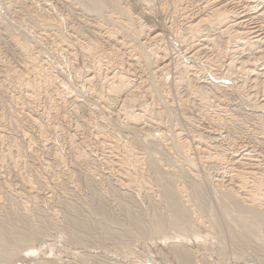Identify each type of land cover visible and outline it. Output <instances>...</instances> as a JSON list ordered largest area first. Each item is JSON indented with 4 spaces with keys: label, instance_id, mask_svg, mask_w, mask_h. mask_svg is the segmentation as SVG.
Returning <instances> with one entry per match:
<instances>
[{
    "label": "rangeland",
    "instance_id": "1",
    "mask_svg": "<svg viewBox=\"0 0 264 264\" xmlns=\"http://www.w3.org/2000/svg\"><path fill=\"white\" fill-rule=\"evenodd\" d=\"M181 1L0 0V264H264V223L216 185L225 165L193 144L230 159L233 141L261 142L264 109L249 95L263 79L240 69L260 47L210 26L203 1ZM144 29L162 36L145 44ZM26 51L53 74L36 102L16 76Z\"/></svg>",
    "mask_w": 264,
    "mask_h": 264
},
{
    "label": "bare ground",
    "instance_id": "2",
    "mask_svg": "<svg viewBox=\"0 0 264 264\" xmlns=\"http://www.w3.org/2000/svg\"><path fill=\"white\" fill-rule=\"evenodd\" d=\"M182 1H184V0H182ZM201 1H203V2H201ZM200 2L203 3V6L202 7L200 6V10H201L200 12L206 13L205 14L206 20L205 19L204 20L205 21H208V22H210L211 20H213L210 26H213L212 25L213 22L216 23V21H218V23H222L223 22L222 24L226 28V31L227 30L228 31L230 30V31L234 32L235 33V36L238 37V38H249L250 37L251 40H253V41H250V44L252 46L258 45L260 47L259 52L256 53V56L254 58H250L247 62H242L241 64L240 63L239 64L241 65L240 69L242 70V72L244 71L245 74L247 75V77H250V79L252 80V82L255 83V85L257 83V80H259L260 78L263 79V83H262L263 84V87L261 89L262 91L260 89H254L255 91L254 90L251 91V95H249V96H252L250 98H253L252 99L254 101L252 103L253 106L256 109H258V110H263L264 109V0H200ZM196 3H197V1H196ZM189 4H192V3H189ZM193 4H194V2H193ZM175 6H177V5H175ZM192 7H194V6H192ZM181 8L182 7H180V9ZM194 9H195V7H194ZM185 10H187V9H185ZM188 11H190V10H188ZM182 13L184 14V12H182ZM182 13H180V14H182ZM44 15L45 14H42V16H44ZM45 17H47V16H45ZM183 19H185V18L183 17ZM186 20H187V17H186ZM203 21L198 22V23H195V24H192L191 23L190 26H189V28H193L192 30H196V29L199 30V28H201L200 25L202 24ZM205 21H204V23H205ZM208 24H210V23H208ZM214 26H215V24H214ZM219 30H220V28H219ZM145 31H147V30L144 29V30L141 31V34L144 33L141 36L143 38H145V40H144L145 41V44L150 43V42H153V41L159 39L162 36L160 33H156V32H148V33H145ZM103 35L104 36H102V34H100V37L105 38L110 44L111 43H114V44L117 45V47L118 46H121V48L123 49V51H125V52L127 51V48H125V45L119 39V36L116 37V36H114V35H112V34H110L108 32L103 33ZM203 41H204V44L200 45L201 47H203L206 44V42H207V45L209 44V39H205ZM18 45H20L21 48H23V49L25 48L19 42H18ZM62 47H63V45H62ZM197 48L198 47L195 48V45H194V47L191 49V52L193 53V55L198 54L199 52L202 51V49H204V50L207 49L206 46L204 48H201L200 50H198ZM25 54L27 55L26 60H25V64L22 66V69H21V71H19V73L16 72V76H17V79L19 80L20 86L23 88V90L25 92L24 99L27 100L28 102H36V99L40 95H42L44 93V91L46 92V91L49 90L50 84L54 81L52 79L53 78V74H51L50 71L48 72V70H47L48 68H46L45 63H42V61L39 59V57H33L32 55H30L29 53H27V51H26ZM122 54L125 56L124 53H122ZM151 57H152V60H153L152 62H154L153 64L155 65L156 69L161 70V69H164V68H166L168 66V64L165 62V60L162 57L155 55V52H153V53L151 52ZM130 61H131V59H130ZM222 64H220V65H222ZM230 66H231V63H228L226 65V68L227 67H230ZM47 77H48V79H47ZM44 78H46V79H44ZM111 78H113V77H111ZM92 79L93 78H91V77L88 78V82H91ZM189 79H190V82L195 81L198 84V81L199 80L197 79V77H195L194 74L189 75ZM119 85H120V88L126 89V87H128L129 84H128V81H126V79L124 77H120L119 78ZM109 86L110 85H107V87H109ZM255 87H257V86H255ZM195 91L198 92L199 94H201L205 98H210V96H211V94L208 93L205 90V88L202 87V86L201 87L199 86V89H195ZM103 107L106 108V106L104 104H103ZM253 110H255V109H253ZM258 110H257V112H258ZM22 115H23V117L25 119H27V121L29 123H31L33 125V127H35L36 129H38V131L40 133V139L43 140V134L45 132L43 124L38 119L34 118L33 116H29L28 113L26 115L25 112H23ZM236 118L234 120H236ZM229 119L230 118H228V120ZM218 121H221V120L218 119ZM231 122H230V124H231ZM228 124H229V122H228ZM217 125H218V123H217ZM226 125H227V123H226ZM95 140H96V142H98L100 144V146H104L105 147V145H107L105 138L98 137ZM189 143L187 141L183 140L180 144L184 148H188V144ZM254 143H256V144H254ZM254 143L252 144L251 141L250 142H245V143H242V142H234L233 141L231 143V146H232V149H234V151H235L234 153L235 154H234L233 157H231L230 156L231 154L229 153L230 154L229 155L230 156V159L223 158L222 157L223 155L221 154L222 156H220V153H214L213 154V153L209 152L210 150L208 151L206 149L207 148V145L204 144V143H202L201 141L200 142L193 143V144L195 145V147L197 146L196 147V151L198 149V151H200V153H202L201 156H203V158L204 157L206 158L205 160H211V162L213 160L216 164H219L221 166H224L225 165L224 168H223V171L222 172H219L214 177V181H215L216 185L218 187H220L221 189H223L224 191L229 192V194L234 195L236 198H238L239 201L238 202L236 201L237 203L236 202L235 203H236V205L239 208L241 207V209H242V207H244V209H242L243 211L248 210L247 213H249V212L252 213L253 216H255V218L259 222L264 223V151H261L262 154L259 153V150H260L259 147L260 146L261 147H264V137L261 138V142L260 141L259 142L258 141H255ZM189 146L191 147V145H189ZM207 162H210V161H205V163H207ZM228 164L231 165L232 167L231 168H228L227 167ZM120 177H121V179H120L119 182L121 183V185H124V186H127L128 185L129 186V184L131 182L130 178L125 177V175L124 176L123 175H120ZM185 195H187V194H185ZM173 199H174V196H173ZM173 199H172V202L171 203H173L174 205H176L177 202H175L174 201L175 199L174 200ZM225 200H227V199L225 198ZM181 208H183V207H181ZM174 209H177V208H174ZM262 225H264V224H262ZM245 264H247V263H245ZM251 264H256V263L251 262Z\"/></svg>",
    "mask_w": 264,
    "mask_h": 264
}]
</instances>
